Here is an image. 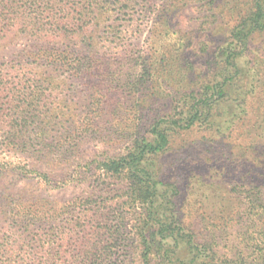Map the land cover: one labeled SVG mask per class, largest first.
<instances>
[{
    "label": "rangeland",
    "instance_id": "obj_1",
    "mask_svg": "<svg viewBox=\"0 0 264 264\" xmlns=\"http://www.w3.org/2000/svg\"><path fill=\"white\" fill-rule=\"evenodd\" d=\"M85 1L26 10L27 23L0 39V264H189L182 250L164 263L143 256L147 214L127 203L128 175L102 165L219 74L251 0ZM33 31L69 47L72 61L48 70ZM236 62L244 81L230 97L206 120L170 131L148 161L177 187L175 214L202 246L194 264L215 263L207 247L217 252L223 221L233 229L220 252L245 250L239 236L251 223L235 190L264 187V30Z\"/></svg>",
    "mask_w": 264,
    "mask_h": 264
},
{
    "label": "trees",
    "instance_id": "obj_2",
    "mask_svg": "<svg viewBox=\"0 0 264 264\" xmlns=\"http://www.w3.org/2000/svg\"><path fill=\"white\" fill-rule=\"evenodd\" d=\"M74 1L0 0V39L19 20L23 24L27 23V15L26 17L24 16L26 10H30L33 13L43 8L50 12L57 10V8L71 11L76 5ZM66 2L67 5L65 6ZM85 2L89 1L86 0ZM162 24L166 28L171 26L167 18H164ZM263 30L264 0H251L248 12L238 17L237 23L231 29L230 39L232 43L220 55L221 61H219V65L221 66V71L219 74L205 81V86H203L204 88L202 87L203 90L201 92L190 91L189 94L183 93L180 96L181 99H184L182 106L174 107L167 118L152 122L146 132L149 135L148 138H135L131 143V147L126 149L123 156L103 163V169L107 173H112L113 175L126 173L128 175L130 185L126 192L127 203L131 207L138 206L147 214L146 219L148 222L146 225L149 226L152 232L147 237L142 236L144 257L153 254L163 263L170 262L177 256V250H182L190 256L189 264H194L202 254V246L195 240L194 234L181 222L179 213L175 214V198L178 195L177 187L174 184L163 183L159 175L160 171L153 169L148 164V161L151 157L167 148L170 131L175 129L188 130L195 123L206 120L215 104L224 102L230 97L231 91L237 84L239 85L244 81V71L242 72L236 60L243 56L250 37L255 32ZM47 33L46 31V37H42L45 33L38 31H33L30 34L38 37L39 42L42 44L41 47H37L39 48L37 54L40 55L37 56L45 63L48 70H54L61 63L68 62L70 57L72 61L73 54L69 52V47H64L59 43H51L52 36ZM64 35H66V32L60 31L59 35L54 36L56 38H64ZM78 65L79 62L73 70L80 71L81 69L78 68ZM164 68L166 69V66ZM164 73L166 75V72ZM164 82V79L161 81L157 79L159 85L164 84ZM177 96L179 97V95ZM168 97H171V95ZM263 190V186H257L256 184L248 187L241 185L235 190L238 198L240 199L241 197L247 200L248 205L242 211V214L247 216L245 219H248L251 225L246 232L239 236V244H242L245 250L240 251L237 246H233L225 253L220 252V244L223 240L221 235L230 236L231 229H233L231 225L233 219L217 223V252L214 251V247L211 244H209L210 248L207 247L210 250V258L215 262L211 261L213 264H264ZM223 208L224 210L221 211V214L226 212V207L224 206ZM241 210L240 208V212ZM240 212L238 214L241 216ZM172 214H175V216ZM212 239L211 242L215 243V236Z\"/></svg>",
    "mask_w": 264,
    "mask_h": 264
}]
</instances>
